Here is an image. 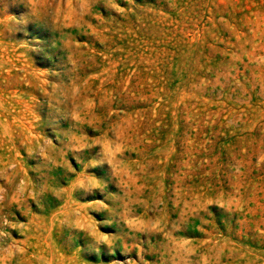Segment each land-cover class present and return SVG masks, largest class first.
I'll list each match as a JSON object with an SVG mask.
<instances>
[{"label": "rangeland", "instance_id": "rangeland-1", "mask_svg": "<svg viewBox=\"0 0 264 264\" xmlns=\"http://www.w3.org/2000/svg\"><path fill=\"white\" fill-rule=\"evenodd\" d=\"M0 264H264V0H0Z\"/></svg>", "mask_w": 264, "mask_h": 264}]
</instances>
